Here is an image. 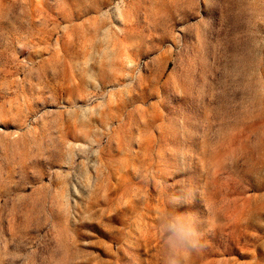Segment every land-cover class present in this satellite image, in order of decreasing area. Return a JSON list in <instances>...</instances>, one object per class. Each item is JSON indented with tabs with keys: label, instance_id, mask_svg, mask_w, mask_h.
<instances>
[{
	"label": "rangeland",
	"instance_id": "rangeland-1",
	"mask_svg": "<svg viewBox=\"0 0 264 264\" xmlns=\"http://www.w3.org/2000/svg\"><path fill=\"white\" fill-rule=\"evenodd\" d=\"M0 264H264V0H0Z\"/></svg>",
	"mask_w": 264,
	"mask_h": 264
}]
</instances>
